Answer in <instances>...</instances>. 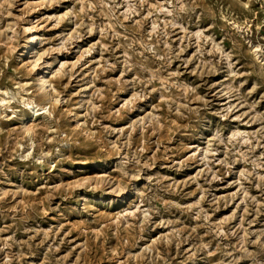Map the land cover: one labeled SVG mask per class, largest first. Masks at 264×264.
I'll return each instance as SVG.
<instances>
[{
	"label": "rangeland",
	"instance_id": "374dc122",
	"mask_svg": "<svg viewBox=\"0 0 264 264\" xmlns=\"http://www.w3.org/2000/svg\"><path fill=\"white\" fill-rule=\"evenodd\" d=\"M0 264H264V0H0Z\"/></svg>",
	"mask_w": 264,
	"mask_h": 264
},
{
	"label": "bare ground",
	"instance_id": "6f19581e",
	"mask_svg": "<svg viewBox=\"0 0 264 264\" xmlns=\"http://www.w3.org/2000/svg\"><path fill=\"white\" fill-rule=\"evenodd\" d=\"M31 107V106H30Z\"/></svg>",
	"mask_w": 264,
	"mask_h": 264
}]
</instances>
